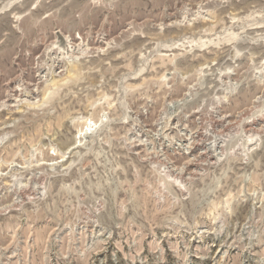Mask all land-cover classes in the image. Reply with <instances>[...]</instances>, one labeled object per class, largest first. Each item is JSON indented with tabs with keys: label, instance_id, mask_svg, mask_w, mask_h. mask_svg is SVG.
<instances>
[{
	"label": "rangeland",
	"instance_id": "rangeland-1",
	"mask_svg": "<svg viewBox=\"0 0 264 264\" xmlns=\"http://www.w3.org/2000/svg\"><path fill=\"white\" fill-rule=\"evenodd\" d=\"M0 264H264V0H0Z\"/></svg>",
	"mask_w": 264,
	"mask_h": 264
},
{
	"label": "bare ground",
	"instance_id": "bare-ground-1",
	"mask_svg": "<svg viewBox=\"0 0 264 264\" xmlns=\"http://www.w3.org/2000/svg\"><path fill=\"white\" fill-rule=\"evenodd\" d=\"M86 119H87V118H86ZM86 122H87V123H86V127H87L88 130H89V129H92L93 126L97 125V122L92 121V120H91V122L89 123V119L86 120ZM84 132H85L84 129H82V131H80L79 138L82 137L81 135H83ZM84 134H86V133H84ZM79 138H78V139H79ZM77 142H78V140H77ZM76 145H77V143H76Z\"/></svg>",
	"mask_w": 264,
	"mask_h": 264
}]
</instances>
